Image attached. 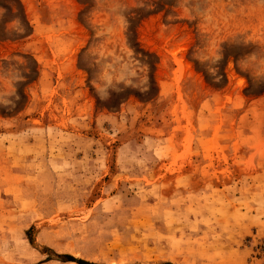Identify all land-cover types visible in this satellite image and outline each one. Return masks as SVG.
<instances>
[{"label":"rangeland","instance_id":"374dc122","mask_svg":"<svg viewBox=\"0 0 264 264\" xmlns=\"http://www.w3.org/2000/svg\"><path fill=\"white\" fill-rule=\"evenodd\" d=\"M264 264V0H0V264Z\"/></svg>","mask_w":264,"mask_h":264},{"label":"trees","instance_id":"16d2710c","mask_svg":"<svg viewBox=\"0 0 264 264\" xmlns=\"http://www.w3.org/2000/svg\"><path fill=\"white\" fill-rule=\"evenodd\" d=\"M85 264V263H84ZM165 264H170V263H165Z\"/></svg>","mask_w":264,"mask_h":264}]
</instances>
